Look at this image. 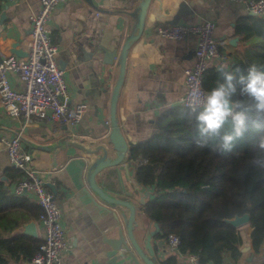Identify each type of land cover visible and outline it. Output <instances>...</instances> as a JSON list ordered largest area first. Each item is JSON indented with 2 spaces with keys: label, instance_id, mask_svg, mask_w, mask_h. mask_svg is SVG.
I'll return each mask as SVG.
<instances>
[{
  "label": "crops",
  "instance_id": "crops-1",
  "mask_svg": "<svg viewBox=\"0 0 264 264\" xmlns=\"http://www.w3.org/2000/svg\"><path fill=\"white\" fill-rule=\"evenodd\" d=\"M140 1L65 0L53 10L51 33L58 45L56 57L63 65L70 102H85L88 105L80 121L71 126L36 119L25 123L22 117L6 115L0 106V179L7 186L15 180L4 174L11 165L2 137L20 133L22 146L32 152V164L39 176L56 188L54 200L61 210V226L69 246L61 254L62 264H133L129 263L126 254L123 257L118 254L115 262L108 255L111 248L107 240L117 237L120 227L125 232L128 210L104 203L93 195L96 203L102 206L95 205L79 184L78 163L89 165L95 158V154L89 151L98 145H103L107 153L113 155L107 143L110 96L118 74L119 50L135 22L130 12ZM38 5L39 0H23L17 4H9L5 0L1 2L0 55L9 53L13 43L18 42L19 47H23L30 28L29 15ZM247 14L251 13L242 1H149L144 28L127 52L124 78L117 97V125L129 145L149 137L157 128L162 110L179 104L184 89V69L193 62L195 35L188 34L181 39L164 38L154 32L152 25L175 21L197 23L211 19L216 24L214 36L223 41L220 49L227 59L220 64L214 58L209 66L230 70L242 61L257 69L258 53L251 45L259 41L258 37L234 31L238 17ZM8 76L14 87L23 88V83L15 74L9 73ZM223 96H226L225 92H208L212 110L220 112ZM229 102L227 114L235 107L234 102ZM130 160L129 176L136 178L137 161ZM96 181L113 197H121L126 190L134 191L132 181L118 166L103 169ZM140 186L142 189L150 188ZM118 188L120 194L116 192ZM130 201L138 208L134 235L141 243L144 230L140 224L143 223L146 230L152 229L153 224L144 214L143 206L137 204V195H132ZM119 210H124L125 214L120 215ZM35 225L36 237H42L41 224L35 220ZM239 227L244 230L245 237L236 264H264V241L254 250L249 239L248 223ZM166 259L157 257L160 264H165ZM0 262L29 263L24 260V250L8 252L1 246ZM176 264L190 263L176 259Z\"/></svg>",
  "mask_w": 264,
  "mask_h": 264
},
{
  "label": "trees",
  "instance_id": "trees-1",
  "mask_svg": "<svg viewBox=\"0 0 264 264\" xmlns=\"http://www.w3.org/2000/svg\"><path fill=\"white\" fill-rule=\"evenodd\" d=\"M234 31L258 37L251 47L259 67L242 61L230 70L208 66L202 82L207 92H225L235 103L232 112L181 104L165 108L156 130L134 142L129 153L137 161V181L153 187L142 208L159 225L156 237L175 233L179 250L195 254L197 264L237 261L244 230L226 220L235 215L249 213L254 250L264 241V16L242 15ZM4 174L10 180L21 176L12 166ZM41 212L39 204L12 193L0 179V246L8 252L24 250L30 262L42 237L21 228ZM164 263L176 264V259L169 256Z\"/></svg>",
  "mask_w": 264,
  "mask_h": 264
},
{
  "label": "built area",
  "instance_id": "built-area-1",
  "mask_svg": "<svg viewBox=\"0 0 264 264\" xmlns=\"http://www.w3.org/2000/svg\"><path fill=\"white\" fill-rule=\"evenodd\" d=\"M23 0H5L17 4ZM65 0H39L37 9L29 15L30 28L23 44L25 56L14 53L0 55V106L10 117H22L25 123L33 119L68 126L82 119L88 109L85 102H70V91L64 70L57 61L58 45L52 38L51 22L53 10ZM242 1L246 10L256 16H264V0ZM215 21L205 19L197 23L175 21L153 24L152 29L161 37L181 39L188 34L196 37L192 64L184 69V89L179 104L191 110L197 108L211 110L208 92L202 82L209 62L216 58L220 64L227 56L221 51L219 41L214 36ZM9 73L16 75L23 88L14 87ZM9 163L21 172L7 188L15 194L26 195L42 207L37 221L43 228L42 242L30 260L33 264H62L61 254L68 249V238L61 226V210L53 193L44 184L38 170L32 164L33 154L22 146L20 133L2 137ZM151 191L153 187H150ZM157 257L173 256L190 264H197L195 254L179 250L180 239L175 233L152 241ZM223 264H236L227 260Z\"/></svg>",
  "mask_w": 264,
  "mask_h": 264
},
{
  "label": "water",
  "instance_id": "water-1",
  "mask_svg": "<svg viewBox=\"0 0 264 264\" xmlns=\"http://www.w3.org/2000/svg\"><path fill=\"white\" fill-rule=\"evenodd\" d=\"M149 1L150 0H141L138 5L130 12V14L135 19L133 29L125 37L118 54V74L110 96V127L107 136V143L111 146L113 155H109L103 145H98L95 149L89 151L90 153L95 154V158L93 161H91V163H89V165L78 163V167L80 169L79 184L82 186V190L86 192L89 199L95 205L102 206L96 203L94 196L104 203L116 205L117 207H124L128 210L125 232L120 227L117 237L107 240L111 248L108 255L113 257L115 262L118 258V254H120L122 257L125 256L124 254H126L129 256V263L133 264H160L157 260L155 247L152 243L153 239L156 238V235L159 232V225L156 222H152L153 228L146 230L143 223H141L140 227L144 230V238L141 243L136 240L134 235V229L137 226L136 212L138 208L136 203L130 201V197L132 195H137V204L143 206L149 199V193H151V189L148 187L146 189H142L140 186L142 184H140L135 177L129 176L128 168L131 164L129 157L131 145L128 144L127 139L122 135L117 125L116 119L117 97L124 78L127 52L131 43L138 38L144 28V19ZM9 51L10 53H14L18 56L26 55V52L23 50V48L19 47L18 42L13 43ZM59 65L60 67H63L61 62H59ZM229 110V99L226 98V96H223L220 113L227 114ZM102 123H104V121H102ZM104 124L106 125V123ZM113 166H118L119 170H122L126 173V176L132 181L134 185V191L131 192L126 190L121 197H113L97 183L96 177L101 174V171L107 167ZM44 184L49 187L52 193L55 195L56 188L54 185L50 181H44ZM116 192L117 194H120L121 190L118 188ZM140 212L143 213L142 210ZM119 214L124 215V210H119ZM226 220L234 226H241L248 223L249 213L245 212L241 215H235L232 218H228ZM21 231L36 237L37 231L35 220L32 219L29 222L24 223ZM28 264L33 263L29 262Z\"/></svg>",
  "mask_w": 264,
  "mask_h": 264
}]
</instances>
